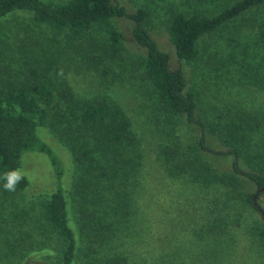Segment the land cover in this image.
I'll return each mask as SVG.
<instances>
[{
    "label": "trees",
    "instance_id": "16d2710c",
    "mask_svg": "<svg viewBox=\"0 0 264 264\" xmlns=\"http://www.w3.org/2000/svg\"><path fill=\"white\" fill-rule=\"evenodd\" d=\"M261 7L264 0H234L211 14L187 9L170 15L167 32L177 58L192 65L205 85L216 84L218 93L212 95L215 102L209 101L206 110L205 92L197 88L199 85L187 89L183 73L170 68L169 55L152 39L145 25V8L128 14L124 6L111 0H0V20L13 12H26L32 22L63 33L68 41H86L90 62L96 67L95 60L101 61L104 74L112 70L121 78L125 76L122 70L129 71L127 78L138 80L150 101L152 122L161 129L158 160L165 176L206 188V196L191 208L187 221L180 218L173 225L177 232H190V242L196 243V248L188 245V252L196 251V255L178 259L179 245H174L171 252L160 256L154 250L149 258L142 253L150 250L135 251L142 255L143 262L134 264H218V257H223L218 255H226L225 241L236 240L234 231L243 212L251 217L245 230L248 241L264 252V222L255 216V193H248L246 183L248 180L257 188L264 187V108L220 101L221 93L229 88L249 86L264 91ZM117 17L132 21V39L143 54L132 55L127 61L119 55L123 51L122 34L112 23ZM206 36L214 41L203 46L201 41ZM2 41L7 43L6 39ZM30 72L36 74L35 68L30 67ZM57 85L28 77L9 81L0 78V192L7 198L28 186L24 176L15 191L3 187V175L19 169L24 151L51 155L37 134L38 126H45L71 153L74 176L70 198L62 188L41 194L37 207L32 208L37 214L30 213L32 226L13 230L24 236L53 238L59 253L54 264H74L80 249L69 225L70 208L81 242L87 244L85 255L95 254L98 245L119 238L117 231L134 236L135 231L139 234L148 228L143 226L145 220L137 204L145 196L139 179L145 164L141 162L140 138L122 108L106 97H78L61 80ZM186 129L197 130V140ZM207 135L226 150L210 149ZM208 154L230 156L231 169L213 167ZM241 163L247 170L240 169ZM177 193L180 197L179 190ZM127 240L128 236L123 237L121 245L125 247L120 249L107 247L109 251L100 264H132V251L127 248L135 244L130 241L134 238Z\"/></svg>",
    "mask_w": 264,
    "mask_h": 264
},
{
    "label": "rangeland",
    "instance_id": "374dc122",
    "mask_svg": "<svg viewBox=\"0 0 264 264\" xmlns=\"http://www.w3.org/2000/svg\"><path fill=\"white\" fill-rule=\"evenodd\" d=\"M43 1L55 2L57 0ZM111 1L124 6L128 14L142 7L147 10L145 25L158 49L169 55L171 69L180 70L183 73L187 89L199 85L197 88L205 92L203 97L207 102L204 104V109L207 110L210 106L207 103L215 102L212 95L218 93L216 84L210 82V84L207 83L209 86L205 85L201 77L195 73L192 65L177 58L167 32V22L173 11L202 9L211 14L234 0ZM258 11H260L259 14H264L263 7ZM112 23L122 34L123 51L119 55H122L125 61L132 55L138 56L144 53V50L139 48L132 39L133 23L130 19L117 17ZM4 39L7 43L2 41ZM210 41H214V38L206 36L201 44L204 46ZM8 44L9 47L6 48ZM0 45L2 48L0 50V78L2 80L28 77L48 81L55 86H58L61 80L72 89L75 95L83 99L101 100L106 97L108 101L110 100L109 102L116 103L125 111L133 130L140 138V149L143 152L141 162L145 165L139 179H141V186L144 187L145 196L142 200H138L137 204L141 208L138 211L140 210L139 213H142L141 216L145 220L143 226L146 225L148 228L139 234L135 231L134 236L126 234L125 231H117L119 238H115L110 244L104 242L98 245L95 254L93 252L85 255L87 244L81 242L79 229L72 208H70L68 209L69 225L77 241L76 247L80 249L74 258V264H100L101 258L109 251L107 247L113 246L115 249L125 247L121 243L123 237L125 239L127 236V241L134 238L130 241L135 243L127 248L129 252L132 251L129 253L132 264L143 262L141 261L142 255L147 258L153 257L154 250L156 255L160 256L165 251L171 252L174 245H179L178 259L181 257L188 259L196 255V251L188 252L190 249L188 245L196 248V243L190 242L192 240L190 232L185 229L177 232L173 225H177L180 218H183L184 222L187 221L193 212L191 208L200 204L202 195L206 196L207 190L200 186L192 187V184L182 180L180 182L171 180L165 176L158 160L159 144L163 142L161 129L152 122L150 101L142 93L138 80L134 77L127 78L129 71L124 70L122 72L125 76L122 75L121 78L114 76L112 70L104 74L101 61L95 60L96 67L90 62V50L86 41H68L63 33L54 31L45 24L32 22L30 15L26 12H13L0 20ZM25 48L27 51L24 50ZM30 67L35 68L36 74H31ZM220 97L222 103L230 100L236 104L247 105L246 107L264 108V91L249 86L229 88L222 92ZM186 130L191 137L197 140V130ZM37 134L41 142L51 150V155L37 150L24 151L21 154L19 170L28 179V186L23 191L7 198H4L0 192V264H54L59 258L53 238L38 237L35 234L24 236L23 233H15L18 230H13L32 226L34 219L30 213L37 214V209L32 208L37 207L41 194L62 188L70 198L69 191L72 188L74 176V163L70 151L45 126H38ZM206 137L210 149L226 150L212 136L207 135ZM208 157L212 166L218 170L231 169L232 158L230 156L217 157L208 154ZM240 169L247 170V167L241 163ZM246 183L248 193H254L256 186L248 180ZM177 190L182 199L178 196ZM210 191L214 192V190ZM258 201L264 210V192L260 194ZM68 204H72L71 200ZM255 216L260 219L256 212ZM250 219L251 217H248L246 212L238 218L239 228L236 227L234 231L236 240L225 241L227 245L224 253L226 255H218L223 256L220 259L218 257V264H264V252H259L255 245L252 246L245 233L251 222ZM23 221L26 222L23 223ZM139 236L141 242L138 241ZM176 236L180 238L178 242L174 241ZM140 250H150L151 253L144 252L138 256L135 251Z\"/></svg>",
    "mask_w": 264,
    "mask_h": 264
},
{
    "label": "clouds",
    "instance_id": "9594fccd",
    "mask_svg": "<svg viewBox=\"0 0 264 264\" xmlns=\"http://www.w3.org/2000/svg\"><path fill=\"white\" fill-rule=\"evenodd\" d=\"M2 178L3 180L6 181V183H4L3 185L4 189L7 191H15L17 184L22 179H24V175L21 172V170L16 169V170L6 172Z\"/></svg>",
    "mask_w": 264,
    "mask_h": 264
},
{
    "label": "flooded vegetation",
    "instance_id": "af4514ba",
    "mask_svg": "<svg viewBox=\"0 0 264 264\" xmlns=\"http://www.w3.org/2000/svg\"><path fill=\"white\" fill-rule=\"evenodd\" d=\"M261 188H264V187H261ZM259 189L260 188L256 187V190L254 192L255 194L253 195L255 196V199L253 200V196H252V202H253V205L255 206L256 213L259 214L260 219H262L264 222V210H263L262 205L258 201V197L260 196L261 193L264 192V189L261 191H258Z\"/></svg>",
    "mask_w": 264,
    "mask_h": 264
},
{
    "label": "water",
    "instance_id": "95a60500",
    "mask_svg": "<svg viewBox=\"0 0 264 264\" xmlns=\"http://www.w3.org/2000/svg\"><path fill=\"white\" fill-rule=\"evenodd\" d=\"M264 188H260L258 191H261V190H263ZM255 199V196H253V200Z\"/></svg>",
    "mask_w": 264,
    "mask_h": 264
}]
</instances>
